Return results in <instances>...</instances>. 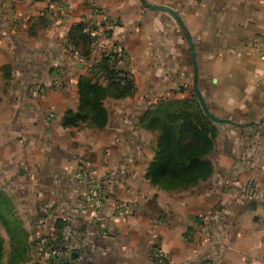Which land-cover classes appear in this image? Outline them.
<instances>
[{
	"label": "crops",
	"instance_id": "crops-1",
	"mask_svg": "<svg viewBox=\"0 0 264 264\" xmlns=\"http://www.w3.org/2000/svg\"><path fill=\"white\" fill-rule=\"evenodd\" d=\"M146 1L171 7L185 29L140 0H0V190L71 264H151L155 246L167 264H264V0ZM79 23L108 32L135 84L105 103L103 129L62 125L79 104L82 73L63 53ZM185 32L208 109L236 124L219 123L210 179L166 190L147 177L159 137L148 123L162 100L195 94ZM84 164L104 184L97 214L72 177ZM121 201L135 210L125 220Z\"/></svg>",
	"mask_w": 264,
	"mask_h": 264
},
{
	"label": "trees",
	"instance_id": "trees-1",
	"mask_svg": "<svg viewBox=\"0 0 264 264\" xmlns=\"http://www.w3.org/2000/svg\"><path fill=\"white\" fill-rule=\"evenodd\" d=\"M67 38V47L77 48L82 44L84 50L81 56L87 58L91 55L92 38L84 23L72 26ZM98 73L103 74L107 85L99 81ZM134 92L133 79L118 68L117 52L112 51L99 64L90 68L88 74L80 76L79 104L76 109H70L64 114L62 125L72 127L87 123L90 127L103 129L109 121L105 101L110 97L124 99ZM156 111L157 114L148 123L151 129L159 131L155 156L147 172L151 183L166 190H174L196 186L210 179L214 171L210 155L219 134L218 123L204 113L195 95L191 98L162 100ZM9 203V199L0 190V220L9 229L12 239L19 240L21 236L14 232L10 220L12 214ZM64 224L65 221L59 220L56 228L64 227ZM27 238L25 232V247H15L14 255L27 252ZM3 254L4 241L0 233V264H4ZM13 258L11 263L17 264V259Z\"/></svg>",
	"mask_w": 264,
	"mask_h": 264
},
{
	"label": "rangeland",
	"instance_id": "rangeland-1",
	"mask_svg": "<svg viewBox=\"0 0 264 264\" xmlns=\"http://www.w3.org/2000/svg\"><path fill=\"white\" fill-rule=\"evenodd\" d=\"M86 28H88V32L91 33L95 32V28H90L86 25ZM108 32H103V34H96L91 35L92 43H91V55L89 57H83L81 56L82 51L84 50L83 45L81 44L79 47H72L66 45L64 48V55H66V60L70 62L69 69L71 71L76 70V72H81L83 74H88L90 72V68L93 66L99 64V62L102 60L103 57H106V55L111 54L112 51H114L113 47L110 44L103 43L105 38H108ZM113 48V49H112ZM118 52V51H116ZM119 54V53H118ZM117 54V56H118ZM81 63L82 67L77 70V64ZM99 81L103 85H107L108 82L104 80L103 74L98 73ZM192 94V93H191ZM193 92V96H194ZM196 96V95H195ZM197 97V96H196ZM112 99L116 100L112 97L108 98L106 100V104H111ZM219 128V123H218ZM5 196L9 199L11 204V218L12 226L14 232L16 234H20L21 238L18 239H12V236L10 234L9 229L6 227V225L0 220V233L2 235L3 241H4V254H3V263L4 264H12V257L14 256V260L17 259V264H36V254L34 249V236L36 232H43L42 229L39 227V224L37 223L35 226L32 224L31 220H29V215L24 210V208L19 205V203L9 197V194L7 192H3ZM17 219V220H16ZM15 221V223L13 222ZM17 221V222H16ZM28 221V223L26 222ZM25 232L27 234V252L23 253V255H14L13 249L15 247H18V249H22L25 247ZM26 244V246H27ZM19 251V250H18ZM15 252V251H14Z\"/></svg>",
	"mask_w": 264,
	"mask_h": 264
},
{
	"label": "built area",
	"instance_id": "built-area-1",
	"mask_svg": "<svg viewBox=\"0 0 264 264\" xmlns=\"http://www.w3.org/2000/svg\"><path fill=\"white\" fill-rule=\"evenodd\" d=\"M97 31L91 35H96ZM53 116V114H50ZM72 177L85 188L83 205L94 214L102 208L104 198V184L96 179L87 166L82 165ZM134 207L128 202H118L115 216L125 220L134 213ZM34 249L36 254V264H71L70 252L66 251L54 236L46 235L43 232H36L34 236ZM151 264H167L168 254L161 246H155L150 254Z\"/></svg>",
	"mask_w": 264,
	"mask_h": 264
},
{
	"label": "water",
	"instance_id": "water-1",
	"mask_svg": "<svg viewBox=\"0 0 264 264\" xmlns=\"http://www.w3.org/2000/svg\"><path fill=\"white\" fill-rule=\"evenodd\" d=\"M141 3L147 7V8H150V9H154V10H165L167 12H169L177 21L178 23L180 24V26H182L184 29H185V24L181 18L180 15L177 14V12L175 10H173L171 7L169 6H163V5H155V4H151V3H148L146 0H140ZM185 36H186V39L189 43V47H190V54H191V58H192V62H193V66H194V79H193V88H194V91H195V94L201 104V107L204 111V113L214 122H217V123H230V124H236L234 123L232 120H229V119H225V118H220V117H217L215 115H213L210 110L208 109L207 105H206V102L199 90V87H198V75H199V71H198V66L196 64V57H195V50H194V45H193V40L190 36V34L188 32H185ZM264 120V117L259 121L260 123ZM257 122H249L247 124H237L238 126H251V125H256Z\"/></svg>",
	"mask_w": 264,
	"mask_h": 264
}]
</instances>
